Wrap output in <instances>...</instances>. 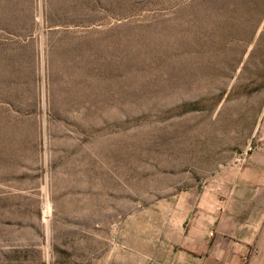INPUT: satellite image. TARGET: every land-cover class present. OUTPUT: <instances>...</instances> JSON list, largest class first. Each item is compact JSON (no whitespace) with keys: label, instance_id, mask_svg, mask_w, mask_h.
<instances>
[{"label":"rangeland","instance_id":"rangeland-1","mask_svg":"<svg viewBox=\"0 0 264 264\" xmlns=\"http://www.w3.org/2000/svg\"><path fill=\"white\" fill-rule=\"evenodd\" d=\"M263 112L264 0H0V264H148Z\"/></svg>","mask_w":264,"mask_h":264},{"label":"crops","instance_id":"crops-1","mask_svg":"<svg viewBox=\"0 0 264 264\" xmlns=\"http://www.w3.org/2000/svg\"><path fill=\"white\" fill-rule=\"evenodd\" d=\"M249 144L254 151L187 205L178 233L148 264H264V112Z\"/></svg>","mask_w":264,"mask_h":264},{"label":"built area","instance_id":"built-area-1","mask_svg":"<svg viewBox=\"0 0 264 264\" xmlns=\"http://www.w3.org/2000/svg\"><path fill=\"white\" fill-rule=\"evenodd\" d=\"M254 151V148L252 146L247 147V149L245 150V152L242 153L241 157L239 158L240 161H244L246 160V158L248 157V155Z\"/></svg>","mask_w":264,"mask_h":264}]
</instances>
